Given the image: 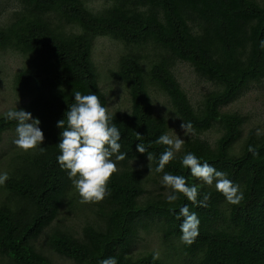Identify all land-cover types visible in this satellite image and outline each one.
<instances>
[{
  "label": "trees",
  "instance_id": "1",
  "mask_svg": "<svg viewBox=\"0 0 264 264\" xmlns=\"http://www.w3.org/2000/svg\"><path fill=\"white\" fill-rule=\"evenodd\" d=\"M17 3L0 25V52L25 58L14 88L26 101L13 109L39 118L46 148L25 152L15 146L2 166L8 179L0 184V256L9 264H57L54 255L74 264H99L109 256L117 264H264V127L245 132L250 116L227 109L264 82V0H106L97 11L87 0ZM98 37L125 47L110 75L129 92L127 111L109 113L93 58ZM181 63L214 85L197 104L176 76ZM74 90L99 97L127 153L98 202H81L56 159L62 132L57 121L74 103ZM154 92L169 99L192 131L165 171L197 184L198 200L208 193L204 207L183 194L173 203L165 198L171 190L155 167L167 146L155 140L170 133V124L156 112ZM7 112L0 115V141L16 127ZM213 129L215 139L207 136ZM138 143L146 153L137 151ZM187 152L225 172L243 200L230 204L214 184L193 177L181 164ZM185 204L200 219L191 245L180 240L183 217L177 214ZM73 215L81 222L77 229L65 222ZM150 239L157 248L148 246Z\"/></svg>",
  "mask_w": 264,
  "mask_h": 264
},
{
  "label": "clouds",
  "instance_id": "2",
  "mask_svg": "<svg viewBox=\"0 0 264 264\" xmlns=\"http://www.w3.org/2000/svg\"><path fill=\"white\" fill-rule=\"evenodd\" d=\"M72 95L74 103L68 107L65 117L57 121V126L62 132L57 145L60 154L56 159L60 167L67 170L66 174L78 191L82 203L102 201L108 194L107 185L110 178L118 171L117 162L125 160L127 153L121 151V132L115 123H110L108 110L101 104L99 97L94 92L82 94L76 90ZM6 118L16 122V137L13 143L19 149L25 152L45 151V136L40 128L39 118H33L30 112L18 108L9 110ZM186 127L190 125L183 121L181 128L186 130ZM260 131L258 129L257 134H260ZM155 143L167 146L160 154L155 167L157 173H163L162 184L171 190L166 192V200L173 203L179 198V194H183L193 205L206 206L208 193H204L203 199L198 200L200 193L197 184H188L184 176L165 171L166 165L175 159V154L182 149L184 139L179 135L173 138L167 133H162ZM136 149L140 153L147 152L142 143H138ZM249 151L255 154V149L251 146ZM147 156L151 161L152 154L147 153ZM181 164L203 184H214L215 189L223 194L228 203L237 205L243 200L244 193L238 184L207 161L201 162L194 153H185ZM7 179L6 172L0 173V184ZM177 217H183L179 226L180 240L187 245L193 244L199 235V217L196 212L190 211L187 204L179 208ZM157 257L158 253L154 259ZM99 264H117V260L109 256Z\"/></svg>",
  "mask_w": 264,
  "mask_h": 264
},
{
  "label": "rangeland",
  "instance_id": "3",
  "mask_svg": "<svg viewBox=\"0 0 264 264\" xmlns=\"http://www.w3.org/2000/svg\"><path fill=\"white\" fill-rule=\"evenodd\" d=\"M87 2L93 11L103 8L106 4V0H87ZM18 9L17 0H0V25L6 23ZM123 53H125L124 45L110 37H98L95 41L93 58L100 74L101 87L108 98L110 114H114L117 111H127L130 107L129 92L126 86L110 75V70L117 69L119 58ZM24 63L25 58L18 52L11 50L0 52V115L22 105L26 101L23 97L18 96L14 88V76L24 66ZM175 73L193 104H197L207 92L214 89V85L210 81L198 76L194 69L186 63L178 64ZM168 100L164 95L154 92L155 110L169 120V135L173 138L179 135L185 140L188 135H192V131L187 127L186 130L181 128L182 123L174 113ZM227 109L250 116L251 120L247 128H245V132L253 126L257 128L264 127V82L251 85ZM218 135L219 133L216 129L207 133V136L211 139L217 138ZM15 137L16 132L11 131L5 133L0 141V173L4 169L2 166H6V160L13 154L12 149L16 146L13 143ZM75 217V215L70 216V220L65 222L77 229L80 227L81 222ZM145 245L143 244L142 247ZM148 246L152 248L158 247L151 239L148 242ZM54 257L57 264H74L66 259L57 258L55 255ZM0 264H9V262L6 258L0 256Z\"/></svg>",
  "mask_w": 264,
  "mask_h": 264
}]
</instances>
